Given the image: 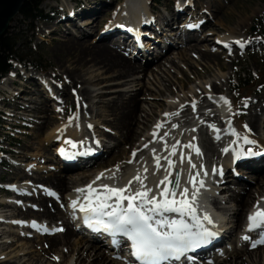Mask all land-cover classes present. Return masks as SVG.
<instances>
[{
    "label": "bare ground",
    "instance_id": "obj_1",
    "mask_svg": "<svg viewBox=\"0 0 264 264\" xmlns=\"http://www.w3.org/2000/svg\"><path fill=\"white\" fill-rule=\"evenodd\" d=\"M194 1L179 0L176 13H172L170 17L162 18L159 12L153 14V6L151 3L149 4V0H124L122 4L120 3L121 5L119 4L120 7L117 11V7L112 11L115 14H112L113 21L106 27L110 33L101 39L104 42L90 43L86 39L89 35L82 29L78 31V38L67 37L71 35L70 33L67 36L64 33L60 35L58 43L61 52L64 51L67 54L66 59L71 57V60H67V65L60 67L59 78H66L71 85L73 84L77 88L82 85L79 86V98L77 99L81 111L68 119L66 117L69 112L64 109L66 106H64V110L58 111V114L61 113V118L55 116V119L60 121V125L54 127L46 136L47 142L50 144L52 141L54 145L50 144L52 149L49 148L48 150L44 147L42 149L47 152L44 157L53 160L55 163L59 160L69 161L70 159H74L76 162L67 166L57 163L55 166L40 164L37 168H31L34 170L41 169L39 171H44V169L57 170L46 175H36L33 170L34 172L29 175L31 177L36 176L35 178L40 181L38 183L28 179H24L18 184L16 181L9 182L7 187L12 189L13 196L6 200H0V264H126L122 259H118L120 248H110L108 244L103 242L93 243L78 232L75 217L78 215L83 217L84 213L79 211V204L74 210L71 206L72 201L79 200L80 204L85 203V194L78 193L77 189H86L88 185L99 188L102 184L121 187L127 184L137 172L147 175L148 179L145 183L149 187L155 188V182L166 175L164 169L168 167V164L164 157H168L175 163L173 177L176 171L181 172V188L188 187L191 191L192 186L187 183L189 172L191 171L193 174L200 172L197 180L203 179L204 187L200 190L197 198V215L201 221L209 228H216L219 224L228 225L226 230H224L225 226H222L220 231L223 240L226 242L233 240L232 247L226 248L212 257L209 263L202 264H264V254L259 257L256 254L260 249H264V245L252 247V244L260 239L250 237L247 241L242 240L245 236L249 237L253 234L250 233L249 223L242 225V222L255 212L264 211V154H262L264 153V139L258 136L261 132L259 124L260 117L264 115V102L258 100L256 104L251 102L244 105V109L242 108L241 111L248 114L247 124L246 127L238 125L237 118L241 117L237 116V112L234 110L235 106L231 102L232 86L229 83L230 75L233 72L232 64L235 51L231 52L232 55H227L230 58V71H225L223 65L220 64L219 54L221 52L227 53L228 49H241L246 43L238 36L239 29L236 27H229L223 35L217 37L213 42L207 38L199 39L197 32L201 19L194 21L193 13L186 11L187 7H194ZM207 7L205 9L208 10ZM85 11L84 9L80 13ZM69 12L72 11L69 9ZM83 15L72 13V15H65V18L73 22ZM16 16L19 17V14ZM143 17H146V22L137 21ZM90 19L93 20L88 16L84 21L81 20L80 27L87 24L86 27L92 26L91 21L86 22ZM122 21L128 23L123 28L120 24ZM244 22L245 20L242 21V23ZM212 34L214 32L208 33V35ZM189 42L193 43L187 44ZM118 45L123 49H129L132 53L131 57L119 52V50H123L119 49ZM170 47L178 49V52L173 50L176 52V57L163 59L170 52ZM192 54L195 56H191ZM134 59L139 63L142 61L141 65L133 61ZM155 62L156 73L148 74V68ZM212 62H215L216 71L210 69ZM181 65H184L188 70ZM200 66L201 68H199ZM86 68H88L87 77L85 76ZM24 69L23 67L22 70H12L4 80V87L10 93L17 95L19 99H21V92L25 91L13 88L15 85L20 88L19 81L15 84L17 72L19 74L23 72V76H26V73L31 76V73ZM176 72H179L182 77H177ZM139 73L143 76L139 77ZM145 77L149 78L150 85L156 88V90L149 88L155 92L154 95L152 93L150 95L155 96V99L165 97L162 102L160 100L147 102L149 109L146 108L147 106H140L137 94L135 96L131 94L139 86H141L138 90L139 93L146 88L148 89L149 83L145 82L144 84ZM32 79H35L37 85L35 84L34 88L28 92L31 97L23 98L30 101V103L25 102L30 108L26 110L29 115H31L32 110L35 111L34 113H38L36 108L39 105L36 106L31 103V101H37V98L32 95V90L35 89L41 90L39 92L41 95L43 94L42 96L46 100L44 104L51 100L62 102L65 105L66 98L62 99V96L66 95L63 92L65 86L63 87L55 79V76L53 79L45 77H32ZM101 81H106V84H102ZM30 83L32 82L29 81L26 84ZM224 84L228 86L226 90L220 87V85L224 87ZM83 85H85L84 88ZM113 85L120 86V89L110 90L109 93L114 95L112 97L105 96L108 91L104 89ZM102 86L103 88H100ZM174 86L178 88L175 89ZM30 88L28 87V89ZM166 94L169 95L166 96ZM54 97L59 98L54 99ZM224 100H227L228 103H224ZM19 103L22 101H17L18 106ZM193 103H195V111H193ZM44 104L41 111L46 110ZM86 104H91L88 109L92 113L94 112L93 108L100 104L104 110L100 109V111L104 112L106 116L112 117L110 126L119 133L120 138V143L116 147L107 146L110 144L111 138L109 136L96 135L100 133L98 131L95 133L94 130L98 127L96 118H92V116L90 119L82 118L85 116L86 111L83 110L86 109ZM25 109L26 107H23V110ZM101 112L96 111L97 116L103 115ZM43 114L46 117L45 124L50 123L52 121L51 116L48 113ZM31 116H33L31 119L34 121L36 116ZM158 124L161 127L157 128ZM212 125L219 131H214L210 127ZM1 127L3 129H0V140H4L8 144L11 136H13L10 133L9 124L5 123ZM233 131L237 135H232ZM153 133L156 135L154 136ZM243 136H247L255 143L252 145L244 144L239 138ZM69 140L76 147L65 142ZM190 143L199 147L201 156H197L194 150L184 147ZM165 145H167V149ZM172 145H176L175 156L169 155ZM225 148L229 151L225 152ZM248 148H252L253 152L257 153L255 155L260 156H243L237 159V155L241 151L246 152ZM61 149L64 150L63 154ZM133 153L136 154L135 157ZM181 153L186 157L183 163L180 161ZM109 156L114 161L118 157L122 159L99 169L100 165L109 162ZM155 156L161 157L159 170L156 169ZM188 156H191L196 169H190L187 162ZM34 165L35 163L29 164L30 167H34ZM90 167H95V169ZM144 168L148 169L147 173H144ZM214 168L216 169L215 173H213ZM154 172L155 175H153ZM204 172H207L208 175L205 176ZM247 173L252 175L249 178L254 182L253 187H249L248 178L244 176ZM101 174L104 178L97 180ZM113 174L115 179H107ZM94 181L95 183H93ZM231 181L235 183V186L228 185ZM47 183L53 184L47 185ZM54 183L56 186L52 187ZM135 187L138 185L134 183L133 188ZM230 187L232 193H218L220 198L227 197V200L224 202L222 215H214L210 212L209 207L221 205L222 202L219 197L215 196V193ZM60 190L63 194L62 197L59 193ZM52 191L59 193V198L63 204L61 210L63 211L58 210L57 201L52 198L53 195L49 194ZM21 195L34 197L36 202L32 204L35 206L28 204L29 202L27 203L28 206H23L25 202L22 203L20 200L13 199H20ZM51 201L53 204L49 208L47 203ZM7 207H17L18 209L19 207H26V211H29L30 220L24 219L23 215L16 217L17 214L8 211ZM34 210L38 212L35 213ZM205 214L212 219V225L203 221ZM245 214L246 216L243 218ZM59 216L66 219L60 224L63 227L62 231L57 230L61 228H57L55 223ZM34 222L39 230L32 226ZM13 227L16 228V232L10 230ZM10 235L14 238L19 237L20 241L24 238L25 240L32 238L36 245L17 244L18 241H14V238L11 239ZM262 238H264V234ZM42 240L46 242V245L42 243ZM13 242L17 245H13ZM102 245L106 246L109 252H105ZM5 247L7 248L4 249ZM9 248L12 249L5 253V250ZM189 264H193V262H189Z\"/></svg>",
    "mask_w": 264,
    "mask_h": 264
},
{
    "label": "rangeland",
    "instance_id": "obj_2",
    "mask_svg": "<svg viewBox=\"0 0 264 264\" xmlns=\"http://www.w3.org/2000/svg\"><path fill=\"white\" fill-rule=\"evenodd\" d=\"M123 1L124 0H31V3L38 4L39 8L42 9L44 12L49 13L50 11L57 10L58 11L57 13L60 15L57 18L55 16H53L52 18V15H50L47 20H44V21L37 20L36 22L32 23L29 20H26L24 16L19 14V17L16 16V18L12 21L11 27H9L7 32L5 33V36L9 39H12L13 42L15 43L14 52H15V56L17 60H19V63L16 62V60L13 62L12 69L22 70V68L24 67L25 69L29 71V73H31V76L33 78L45 77V78L53 79L55 76V79L58 80L63 87L65 86V89L63 92L66 95L62 96V99L66 98L65 100L66 103L65 105H63L62 102L49 100L50 102L47 101L48 104L45 103L46 104L45 105L44 101L46 100L44 96H42L43 94L41 95L40 93L41 90H39L40 92L37 89L32 90V95H34L35 98H37V101H31V103L35 104L36 106L39 105L38 108H36V110H38V113H34L35 111L32 110L31 115L36 116V118H34L33 122L27 123L28 127H25L21 130V132L23 133L19 134L17 145L14 146L13 148L14 149V151L12 152L13 161L10 162L11 165L9 167L5 166L4 168L0 167V183H9L12 181L13 182L16 181L18 184L20 181L24 179H28L32 182L38 183L40 181L37 178H35L36 176L31 177V175H29L31 174V172L35 171L34 173H36V175L37 174L46 175V174L57 171L55 169H52V170L44 169V171H39L41 169L34 170L31 168H37V166L40 164L43 166H50V165L55 166V164H57L53 160L47 159L46 157H44L45 153L47 152H45V150L42 148L44 147L49 150V148L52 149L51 147L52 145H54L52 144L54 143L52 141L50 143L52 145H50L49 142H47L46 136L50 134V132L52 131L54 127L60 125V121L55 119L56 118L55 116H58L59 118H61L60 116L61 113L58 114V111L62 110L64 106H66V108L64 109H66L69 112V115L66 117L67 119L71 118L72 115H74L75 113L81 111L80 105H78L77 99L79 98V95H78V91L80 88L79 86H82V85H79L77 88L73 84L71 85L69 83V80H66V78H59L60 67H62V65H67L66 61L71 60V57H68L66 59L67 54L64 51L61 52V47L59 46L58 40H60L59 39L60 35L63 33L65 34V36L69 35L70 33L71 35L67 36L69 38L70 37L78 38V34H79L78 31L79 30L81 31L82 29V30H85V32L89 35L86 39L90 43L94 44V43L104 42V41H101V39L104 38V34L108 30L106 29V27L109 24H111V22L113 21L112 14L114 12L112 11L116 7H117L116 8V11H117L120 5L123 3ZM149 1L151 2L153 9L155 10V14L156 13L158 14L159 12L162 18H165V17H170V15H172L173 13V10L177 9L176 6L179 0H149ZM57 7H59V9H57ZM206 7L208 8V10L205 9ZM68 8L70 10L72 9L71 11L74 14H80V15L88 14V15H85V17L84 15L79 16L76 20H73V22L68 21L67 19H65L64 21L58 20L61 17L63 11L65 13L66 11L69 12ZM84 9L86 11L80 13ZM186 11L189 13L191 12L193 13L194 19H195L194 21H199L201 19L200 21L202 23L201 24L199 23L200 25L198 26V32H197L199 39L207 38V39H210L211 42H213V40L215 41L217 37L223 35L229 27H234V28L236 27L239 29L238 36L241 39H243L246 44L242 46L241 49L234 48V49H228L227 53L221 52L219 54L220 55L219 62L221 65H223L225 71H230V64H229L230 58L227 55H232L231 52L235 51L234 62L232 64L233 72L230 75L231 78L229 79V83L232 86L230 99H231L233 106H235V108L236 107L240 108L237 111V116L239 114L241 117V118H237V121L239 122L238 125L246 126L248 114L244 112L246 114V119H245V114L242 113L241 111L242 106L247 105L248 103H251V102L253 104H256L258 100H261L264 102V36L259 33L260 28L256 27V24H255L256 21L264 15V0H195L194 7L192 8L187 7ZM88 16L90 18H93L92 20L93 22L91 21V19L86 22L91 21V24L93 23V25L86 27L88 26L87 24V25H81L80 27V21L81 20L84 21L85 19L88 18ZM243 20H245L244 23H242ZM213 32L214 34L208 35V33H213ZM192 43L193 42H189L187 44H192ZM112 47L115 50H117L114 45H112ZM170 48L172 52L170 50V52H168L163 59L165 58L169 59V57H173V56L176 57L175 55H176V52H178L177 51L178 49H172L173 47H170ZM122 50L124 52L120 50L119 52H122L126 56H130L129 55L130 53L126 51V49H122ZM173 50H175L176 52H174ZM191 56L194 57L195 54H192ZM192 59L195 60V58H192ZM133 61L137 62L135 59ZM163 62H166V61L163 60ZM137 63L141 65L140 64L141 62L140 63L137 62ZM214 63L215 62H212L210 64L211 65L210 69H213L214 71H216L215 70L216 65ZM181 66L187 69L184 65H181ZM199 68H201V66ZM87 69L88 68H86L85 70V76L87 74ZM148 69H149L148 74H151V75L155 74L156 73V70H155L156 62L154 65L151 64ZM22 73L19 74L17 72L16 74L17 75L16 82L19 81L18 83L20 84V88H18V86L16 85L13 88L15 90L23 89L25 92L20 91L22 93L21 99L17 97L15 99L14 104L17 105L16 101H22V103H19V106L21 105L27 106L25 102L30 103V101L29 99H27L28 100L27 101L23 98L26 96L31 97L28 92L32 88H34L36 81L35 79L34 80L32 79L30 74L26 73V76H23ZM175 74H177L176 75L177 77H182V75L179 72H176ZM28 76H30V78H28ZM142 76L143 74L139 75V77H142ZM29 79H32V80H29ZM149 80H150L149 78L145 77L144 84L145 82L149 83V85H147L148 89L146 88L143 92L139 93L138 90L141 87L139 86L137 89L135 88V91L133 93H131L132 96H135L137 94L139 98L140 106L141 105H144L145 107L147 106L146 107L147 109H149L148 105L146 104L147 102H151V101L153 102V101H158V100L162 102L163 100H165V97H160L159 99H155L156 97L152 96L154 95L155 92H153L149 88H152L154 90H156V88L155 86L150 85L151 81ZM29 81H31L32 83L26 84ZM105 82L106 81H101V83L104 85L106 84ZM188 86L190 87V85ZM28 87H31V88L28 89ZM84 87L85 85H83V88ZM119 87L120 86L118 85L106 87L104 90L108 91V93H105V96L112 97L113 94L109 93V91L114 90V89H120ZM220 87L223 88L224 90L228 88V86H226L225 84H224V87L221 85ZM100 88H103V86ZM174 88L177 89L178 87L174 86ZM0 89H2V87H0ZM151 93L152 95H150ZM59 95H60V92H59ZM167 95L169 94H166V96ZM258 96L259 98H257ZM58 98L54 97V99H58ZM43 104L46 107V110L41 111V107ZM88 106H91V104H86V109L83 110V111H86L84 114L85 116H82V118L87 117L88 119H90L91 116L92 118H96V121H98V127L94 130H95V133H97V131L100 132V133H97L96 135L99 136L101 134H104L106 136H109L111 139L109 140L110 144L107 146L116 147V145L120 143V138H119V133L113 130L114 128L110 126L112 117L106 116L104 112L100 111V109L104 111L102 109V105L100 104H97L93 108V111H94L93 113L91 112V110L88 109ZM28 107L29 106H27L24 111H26ZM55 108L57 112L56 110L53 111ZM29 109L30 108H28V110ZM96 111L103 113V115L97 116ZM43 113H48L51 116L52 121L50 123L45 124L46 117L44 116ZM26 114L27 116H30V118H33V116L29 115L28 113ZM241 121L242 122L244 121L245 123L243 124ZM263 121H264V115L260 117L259 129L261 132L258 135L262 139H264V132H263L264 122ZM103 146H104V143H103ZM50 152H52V150H50ZM108 159H109V162H107L106 164H102V166L100 165L101 168L99 167V169H102V167H107L108 164L110 165L111 163H117L122 158L120 157L119 159L118 157L117 160L114 161L113 158L109 156ZM104 161H106V159H104ZM33 163H35L34 167H30L29 164H33ZM26 164H28V166H26ZM90 168H93V167H90ZM94 169L95 167L93 168V170ZM244 176H247L246 178H248L247 181L250 184L249 187H253L254 182H252L251 181L252 179L249 178L252 175L250 173H247ZM49 184L52 185L53 183H47V185ZM228 185L235 186V183L231 181L230 184ZM54 186H56V183H54L52 187ZM241 187H244V186H241ZM227 191L229 192V194L232 193V191L227 188L221 190L220 193L227 192ZM59 193L61 194V197H62L63 194L61 190ZM0 197L2 199H7L10 197V195L6 193L5 191H0ZM19 198L20 199H17V198H13V199L20 200V202L22 203L25 202L26 204L23 203L24 204L23 206H28V204L35 206L34 204H32L36 202V199L34 197L21 195V197ZM55 201H57L59 205L58 210L63 209V204L61 203L62 200L58 198ZM52 204H53V201L48 202L47 206L51 208ZM20 208L21 207H19V209L17 207L16 208L7 207V210L11 211L13 214L16 213L17 214L16 217L23 215L24 219L30 220L29 211H26L25 209L26 207H22L21 209ZM34 212L37 213L38 211L34 210ZM246 214L243 216V218L246 216ZM57 219H58L57 222H55L57 225L56 227L62 229L63 227H61L60 224L63 223V221H65L66 219L63 216L61 217L59 216L57 217ZM39 220H42V219H39ZM10 230L13 232H16L15 227H13V229H10ZM9 237H11V235ZM12 238L14 237H11V239ZM29 240H31L32 242ZM14 241H18L17 244L27 243L28 246H31V244L36 245L33 242L32 238H26V240L24 238V239H21L20 241V238L16 237L14 238ZM232 241L230 240L229 242L227 241L226 243L228 244H225V247L223 246L224 249L223 248L222 249L225 250L226 248H229L228 246H230L231 248L233 244ZM42 243L46 245V242H44L43 240H42ZM17 244L13 242V245H17ZM6 248L7 247H5L4 249ZM11 249L12 248L5 250V253L10 251ZM256 254H257V257L263 255L264 249L263 248L260 249V251L256 252Z\"/></svg>",
    "mask_w": 264,
    "mask_h": 264
},
{
    "label": "snow or ice",
    "instance_id": "obj_3",
    "mask_svg": "<svg viewBox=\"0 0 264 264\" xmlns=\"http://www.w3.org/2000/svg\"><path fill=\"white\" fill-rule=\"evenodd\" d=\"M224 103L227 104L228 101L224 100ZM192 107L195 111V103ZM159 127L161 125L158 124L157 128ZM210 127L214 131H219L215 129L214 125ZM153 135L155 136L156 133ZM232 135L237 134L233 131ZM239 138L244 144L255 143L247 136ZM65 142L76 147L70 140ZM177 143L179 142L177 141ZM165 147L167 149V145ZM184 147L194 150L197 156L202 155L199 147L194 144L190 143ZM224 151L228 152L229 149L225 148ZM61 152L63 154L64 150L61 149ZM255 154L257 153H254L252 148H248L246 152L241 151L237 155V159ZM135 155L133 153L134 157ZM169 155H176V145H172ZM154 159L156 169L159 170L161 157L155 156ZM164 159L168 164V167L164 169L166 175L155 182V188L149 187L145 183L148 179L147 175L137 172L127 184L121 187L102 184L99 188L88 185L86 189H77L78 193L85 194V203L80 204L79 200H73L71 204L74 210L79 204V211L84 213L85 224L93 231L107 233L112 237L115 246L118 247L121 243L118 237L126 238L130 242L131 255L139 264H168L173 260L179 261L189 251L208 244L210 239L216 235L215 232L205 227L197 215V198L200 190L204 187L203 179L197 180L200 172L194 174L189 172L187 183L192 186L191 191L188 187L181 188V172L176 171L173 177L175 163L168 157H164ZM185 159L186 157L181 153V163ZM187 162L190 169H196L191 156L187 157ZM201 168H203L202 165ZM147 171L148 169L144 168V173ZM215 172L214 168L213 173ZM204 175L207 176L208 173L204 172ZM102 178H104L103 174L98 176L97 180ZM107 179H115V175L113 174ZM134 183L138 187L133 188ZM49 194L55 195V193ZM125 202L127 203L125 204ZM167 214H176L179 219L170 218ZM248 219L250 231L264 230V211H257ZM203 221H207L209 225L213 224L207 214L203 216ZM32 226L38 228L35 222ZM44 230L47 231V229ZM57 230L62 231V229ZM244 239L247 241L249 237L245 236ZM257 245H264V238L253 243L252 247L255 248Z\"/></svg>",
    "mask_w": 264,
    "mask_h": 264
},
{
    "label": "trees",
    "instance_id": "obj_4",
    "mask_svg": "<svg viewBox=\"0 0 264 264\" xmlns=\"http://www.w3.org/2000/svg\"><path fill=\"white\" fill-rule=\"evenodd\" d=\"M19 14L32 23L48 18V14L40 9L38 4L31 3V0L23 5ZM255 24L256 27L260 28L259 32L262 33V30H264V15ZM14 47L15 43L12 39L7 38L5 35L0 39V77L9 72L12 69V62L17 60Z\"/></svg>",
    "mask_w": 264,
    "mask_h": 264
},
{
    "label": "water",
    "instance_id": "obj_5",
    "mask_svg": "<svg viewBox=\"0 0 264 264\" xmlns=\"http://www.w3.org/2000/svg\"><path fill=\"white\" fill-rule=\"evenodd\" d=\"M28 0H0V39L4 37L13 18Z\"/></svg>",
    "mask_w": 264,
    "mask_h": 264
}]
</instances>
